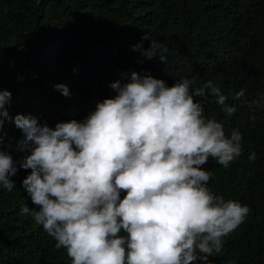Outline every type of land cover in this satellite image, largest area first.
Returning <instances> with one entry per match:
<instances>
[{"label":"clouds","instance_id":"9594fccd","mask_svg":"<svg viewBox=\"0 0 264 264\" xmlns=\"http://www.w3.org/2000/svg\"><path fill=\"white\" fill-rule=\"evenodd\" d=\"M132 47L167 62V48L153 39L147 49ZM194 84L186 76L169 85L132 72L112 82L115 95L97 101L82 120L49 127L30 113L16 114L23 134L16 147L24 155L13 159L0 134V187L13 190L17 165L30 169L22 187L34 206L22 204L19 213L42 226L71 264H213L209 258L251 209L208 184L213 173L202 165L211 158L230 167L243 152V136L238 128L226 134L223 121L204 114L205 102L211 96L225 119L246 105L255 121L264 92L249 99L241 88L229 103L212 80ZM55 88L71 95L64 84ZM10 97L0 90V132Z\"/></svg>","mask_w":264,"mask_h":264},{"label":"trees","instance_id":"16d2710c","mask_svg":"<svg viewBox=\"0 0 264 264\" xmlns=\"http://www.w3.org/2000/svg\"><path fill=\"white\" fill-rule=\"evenodd\" d=\"M145 34L149 39L141 41ZM151 39L167 48V62L132 47L147 49ZM132 72L169 85L180 76L193 78L194 87L212 80L229 103L241 88L255 98L264 92V0H0V90L11 92L0 134L6 133L13 159L24 155L16 147L23 138L16 114L30 113L49 127L82 120L97 101L115 95L112 82ZM250 111L239 105L225 119L211 96L205 102L204 114L223 121L226 134L238 128L243 136V152L230 167L211 158L202 165L213 173L208 184L251 209L224 237L222 252L209 258L213 264L228 258L264 264V112L252 121ZM17 169L13 190L0 187V264H71L42 226L19 213L22 204L34 205L22 187L30 169Z\"/></svg>","mask_w":264,"mask_h":264}]
</instances>
